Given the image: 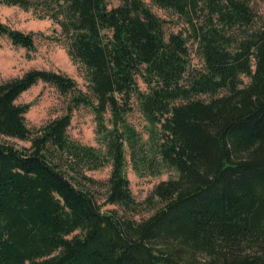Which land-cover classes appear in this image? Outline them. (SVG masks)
Masks as SVG:
<instances>
[{"label": "trees", "instance_id": "trees-1", "mask_svg": "<svg viewBox=\"0 0 264 264\" xmlns=\"http://www.w3.org/2000/svg\"><path fill=\"white\" fill-rule=\"evenodd\" d=\"M151 1L188 16L189 38H167L165 21L144 0H0L58 24L91 91L44 69L0 83V135L31 141L25 149L0 143V264H264V17L255 0ZM198 10L200 25L190 17ZM0 35L36 47L33 32L1 21ZM191 39L200 67L192 65ZM39 81L78 91L73 104L91 106L99 128L111 111L106 152L70 140L72 107L29 129V106L17 99ZM133 97L160 128L150 134L159 136L149 160L126 119ZM126 148L137 170L178 172L155 186L160 205L143 220L133 216ZM109 162L106 201L123 213L102 211L84 182L85 171Z\"/></svg>", "mask_w": 264, "mask_h": 264}, {"label": "rangeland", "instance_id": "rangeland-1", "mask_svg": "<svg viewBox=\"0 0 264 264\" xmlns=\"http://www.w3.org/2000/svg\"><path fill=\"white\" fill-rule=\"evenodd\" d=\"M108 1L110 6H115L120 2V0ZM144 1L154 13L165 21L164 28L167 38L171 33L177 32H183L186 37L192 34L193 26L188 16H180L172 9L161 8L151 0ZM252 3L258 15L264 17V0H255ZM204 11L191 12L190 17H192L194 24L200 25L202 23L201 20L205 15ZM0 21L23 32H33L36 43L34 50H28L25 47L13 44L6 36L0 35V83L20 77L33 69L53 70L63 72L74 78L78 90L91 95L87 69L68 53L67 41L63 37L62 28L58 24L49 18H37L33 10H24L18 6L4 4H0ZM189 47L192 53V65L202 66V60L197 54V44L193 39L189 41ZM137 80L140 88L144 91L147 90V84L143 79L138 77ZM244 81L248 82L249 78L244 77ZM77 93L78 91L61 93L54 85L39 81L23 92L17 99V103L29 106L28 111L25 113V119L27 126L34 133L48 122L64 115L69 107H72V120L67 130L70 140L106 152V137L113 127L114 117L110 110L105 112L104 124L99 128L97 114L91 106H76L73 104V97ZM200 97L209 99L210 95H201ZM131 105L132 109L126 113V119L136 129L141 138L140 145L144 150L140 151V156H146L149 160L156 154L155 143L159 136L155 134V141H152L150 134L152 131H157L158 134L160 128L154 127L145 118L136 97L132 98ZM0 143L13 145L19 149L31 146L29 140L6 135H0ZM126 152V174L139 209L133 216L138 220H143L153 214L160 205L158 198L154 197L153 194L155 186L161 181L176 178L178 172L174 168L160 166L161 170L154 173L155 168H151L149 164L141 166L137 170L131 161L128 148H126ZM158 160L160 161V158ZM111 171L112 162L97 169L87 170L85 175L91 181L84 180V182L93 190L102 211L117 210L119 213H123L118 205L109 204L106 201Z\"/></svg>", "mask_w": 264, "mask_h": 264}]
</instances>
